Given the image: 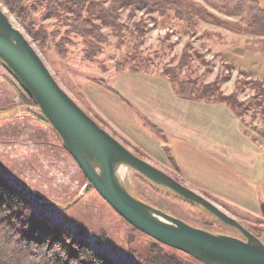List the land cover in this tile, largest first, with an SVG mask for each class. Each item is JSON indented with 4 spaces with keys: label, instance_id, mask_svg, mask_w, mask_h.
<instances>
[{
    "label": "rangeland",
    "instance_id": "1",
    "mask_svg": "<svg viewBox=\"0 0 264 264\" xmlns=\"http://www.w3.org/2000/svg\"><path fill=\"white\" fill-rule=\"evenodd\" d=\"M190 1L204 6L221 22L199 18L196 24L190 25L188 21L174 16V12L164 16L156 13L152 19L144 12L136 11L134 16L129 17V8H125L120 17V22L124 23L122 36H116L111 26L104 25L102 31L107 40L100 43L101 51L92 58L85 52L86 37L73 29L71 19L66 17L68 13L60 16L49 11L45 1L30 0L29 13L21 19L0 4L34 42L61 85L87 112L97 115L102 126L122 142L123 136L106 111L111 106L108 105V96L113 92L120 93L125 73H147L169 80L164 72L166 68L174 67L180 78L193 79L199 85L216 81L219 92L226 95L234 93L239 100L256 95L257 84L264 82V35L248 31L243 19L246 11L244 14L236 12L223 0ZM258 1L264 7V0ZM143 19L145 23L141 26L144 30L140 33L135 29L136 22ZM27 25L42 36L47 35L45 44L33 39ZM186 47L190 58L182 64ZM139 64L140 71H137L135 67L138 68L136 65ZM261 88L264 90V84ZM120 95L127 100L123 93ZM257 101L259 103L244 109L242 118L237 117L257 146H264V96ZM130 105L135 113L141 115L135 105ZM31 106L34 105L23 86L0 62V160L38 194L35 201L37 211L54 222L70 227L88 238L95 248L112 254L126 264H151L148 257L155 239L135 229L90 186L60 136L49 123L34 114L32 110L36 108ZM123 143L133 151H140L143 158L175 178L181 177L176 159H162L152 147L136 146L129 141ZM125 179L134 193L168 213L186 221L200 214L198 209L168 191L140 180L130 168ZM180 180L183 182L182 178ZM200 193L241 222L264 226V210L255 213L231 202L212 198L206 192ZM224 233L243 236L227 228ZM165 251L177 254L189 264H203L171 247H165Z\"/></svg>",
    "mask_w": 264,
    "mask_h": 264
},
{
    "label": "water",
    "instance_id": "2",
    "mask_svg": "<svg viewBox=\"0 0 264 264\" xmlns=\"http://www.w3.org/2000/svg\"><path fill=\"white\" fill-rule=\"evenodd\" d=\"M0 61L35 100V108L60 136L88 183L131 225L207 264H264L263 239L216 202L139 156L97 122L61 85L34 42L1 4ZM0 166L28 187L1 160ZM129 168L206 209L243 236L196 226L143 200L126 183Z\"/></svg>",
    "mask_w": 264,
    "mask_h": 264
},
{
    "label": "trees",
    "instance_id": "3",
    "mask_svg": "<svg viewBox=\"0 0 264 264\" xmlns=\"http://www.w3.org/2000/svg\"><path fill=\"white\" fill-rule=\"evenodd\" d=\"M43 1L46 3V8L53 13L60 16L63 13H68L66 17L71 19L70 25L87 39L85 52L89 58H92L97 52L101 51L102 44L100 43L107 40L106 35L102 31L104 25L111 26L116 36H122L121 31L124 23L120 22V17L125 8H129V17L134 16L136 11H142L152 19L155 17L153 14L156 13L164 16L174 12V16L188 21L190 25L196 24L199 18H207L213 21L220 20L212 12L207 11L204 6L195 4L190 0ZM0 2L21 19L27 17L31 8V4H29L30 0H0ZM223 2L227 7H233L236 12L241 11L244 14L246 11L243 17L246 23L245 27L251 33L264 35V7L261 6L258 0H223ZM143 23H145V19L136 22L135 29L140 33L144 30L141 26ZM27 26L33 39L39 40L41 44H45L47 35L42 36L31 28L30 25ZM187 52L188 47L183 51L182 64L190 58ZM136 66L138 68L135 67V70L140 71V64ZM164 74L173 83L175 92L179 97L191 100L224 102L240 118L243 116L244 109H248L252 104L259 103L257 101L259 97L264 96V90L261 88L264 82H260L261 85L257 84L256 95L247 100H239L234 93L226 95L221 91L219 92L216 81L199 85L193 79L180 78L174 67L166 68ZM101 82L106 86L108 85L105 80H101ZM26 93L28 94L27 91ZM28 96L34 105L31 107L37 106L35 100L29 94ZM32 111L42 120L49 123L37 109H33ZM88 113L91 114L89 111ZM91 115L97 122L103 125L97 115ZM153 129L160 132L156 126H153ZM134 152L143 157L140 151ZM165 152L171 160H174L169 147H165ZM136 177L153 187H158L137 172ZM176 178L180 180V177L177 176ZM90 186L92 185L90 184ZM170 194L199 210L200 214L195 215L196 217L188 222L216 232H224L225 228L238 231L206 209L177 194ZM37 196V193L11 177L0 166V264H126L115 258L112 254L95 248L88 238L73 231L70 227L54 222L49 217L41 215L35 208ZM243 223L254 234L264 240V226L249 221H244ZM134 228L137 229L136 227ZM165 247L170 246L155 239L148 261L151 264H189L177 254L166 252ZM198 261L207 264L201 260Z\"/></svg>",
    "mask_w": 264,
    "mask_h": 264
},
{
    "label": "crops",
    "instance_id": "4",
    "mask_svg": "<svg viewBox=\"0 0 264 264\" xmlns=\"http://www.w3.org/2000/svg\"><path fill=\"white\" fill-rule=\"evenodd\" d=\"M120 84L127 100L113 92L106 112L122 142L152 147L162 159L169 146L183 183L255 213L264 210V146L228 104L181 98L168 79L147 73H125Z\"/></svg>",
    "mask_w": 264,
    "mask_h": 264
},
{
    "label": "bare ground",
    "instance_id": "5",
    "mask_svg": "<svg viewBox=\"0 0 264 264\" xmlns=\"http://www.w3.org/2000/svg\"><path fill=\"white\" fill-rule=\"evenodd\" d=\"M121 170H122V171H121ZM121 170H120V172H121V173H123L124 169H123V168H121Z\"/></svg>",
    "mask_w": 264,
    "mask_h": 264
}]
</instances>
